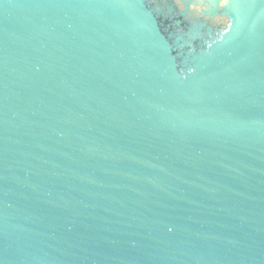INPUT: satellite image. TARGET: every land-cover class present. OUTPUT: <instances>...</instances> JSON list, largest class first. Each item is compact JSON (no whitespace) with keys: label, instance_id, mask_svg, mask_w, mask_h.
Wrapping results in <instances>:
<instances>
[{"label":"water","instance_id":"95a60500","mask_svg":"<svg viewBox=\"0 0 264 264\" xmlns=\"http://www.w3.org/2000/svg\"><path fill=\"white\" fill-rule=\"evenodd\" d=\"M0 264H264V0H0Z\"/></svg>","mask_w":264,"mask_h":264}]
</instances>
